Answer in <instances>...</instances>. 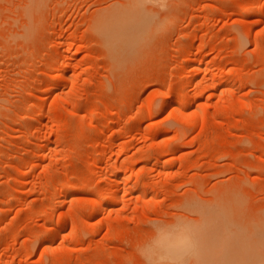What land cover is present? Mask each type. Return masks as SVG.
I'll list each match as a JSON object with an SVG mask.
<instances>
[{
  "label": "rangeland",
  "instance_id": "rangeland-1",
  "mask_svg": "<svg viewBox=\"0 0 264 264\" xmlns=\"http://www.w3.org/2000/svg\"><path fill=\"white\" fill-rule=\"evenodd\" d=\"M132 1L0 0V264H264V0Z\"/></svg>",
  "mask_w": 264,
  "mask_h": 264
},
{
  "label": "bare ground",
  "instance_id": "bare-ground-1",
  "mask_svg": "<svg viewBox=\"0 0 264 264\" xmlns=\"http://www.w3.org/2000/svg\"><path fill=\"white\" fill-rule=\"evenodd\" d=\"M35 1H38V3H39L40 0H35ZM144 1L146 3L147 0H144ZM154 1L156 2V0H153V2ZM166 1L167 0H161L162 4H165ZM147 2H149V1H147ZM158 3H160V2L158 1ZM142 4H144L142 1L135 0V1L130 2L129 4H126V6H124L122 8H115V9H112V10H110L108 12L102 13L101 16L98 17L96 24H97L98 28H100V30H103L104 33H105V29H106V35L108 37L107 44L114 51H115V49L116 50L118 49L117 46L120 47L121 44H125L126 40L132 41V37L130 36L129 38H127L128 37L127 34L124 37H122L121 34H114L113 31L109 28V26H111L112 24L113 25L116 24L119 28H127L128 30H130V28H132V29L138 28L139 31H140V35L143 34L144 37H147V38H148V35L151 33L152 29L155 26L159 25V21L157 20V18H155V16L153 14L146 13L143 10ZM150 4L152 5L153 3H150ZM155 6H156V4H155ZM160 6H161V4H160ZM120 37H122V39H124V43L122 41L121 42L119 41ZM126 44L130 45L131 42L130 43H126ZM123 50H126V49H123ZM57 66L58 67L56 68V70H58V68H59V65H57ZM186 84L188 86L189 80L186 82ZM190 97H191V95H190V93L188 91L184 92L183 97L178 99L177 103L179 105L180 104H184L185 102L190 100ZM136 175L137 174H135V176ZM130 177H131V175H130ZM141 183H142V181H141ZM107 184H110V183H107ZM106 186H108V185H106ZM109 188L105 187V189L102 190L100 192V194H98V195L99 196H101V195L105 196V195L110 194L111 192L109 193ZM111 195H112V193L110 194V196ZM63 197H65V196H63ZM115 198H117V197L115 196ZM111 199H112V197H111ZM109 200H110V198H109ZM112 200H114V199H112ZM98 201H99L98 197L92 201V203H93V206H92L93 207L92 208L93 212L95 210H97L96 208H99L98 206L100 204H98ZM108 202L104 205L105 209L107 208L108 205H110V203H108ZM90 212H91V210H90ZM192 233L193 232L190 230V228L187 225H181V226L179 225V227H177V229H172L171 228V230L165 231L155 241V245L154 246H155V250H157V253H158V255L155 254V255L158 256V257L156 256L157 259L159 258L161 260H165V262H167L168 259H170L169 260L170 262H171V260H173L172 262L175 261L176 264H180V261H181L182 257L185 256L186 254H191V255L193 254L192 256H194L195 242H194V237H193ZM154 246H153V248H154ZM150 248H151V246H150ZM149 251H147V253ZM152 254H154V253H152ZM156 257L154 256V262L156 260ZM188 259H190V258L188 257ZM161 260H160V263L163 262ZM157 261L159 262V260H157ZM152 263H153V261H152ZM153 264H156V263H153Z\"/></svg>",
  "mask_w": 264,
  "mask_h": 264
}]
</instances>
